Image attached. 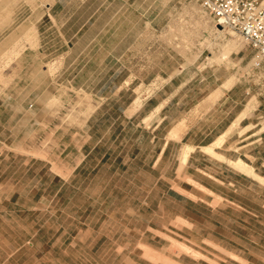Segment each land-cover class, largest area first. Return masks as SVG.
Masks as SVG:
<instances>
[{
	"label": "rangeland",
	"instance_id": "1",
	"mask_svg": "<svg viewBox=\"0 0 264 264\" xmlns=\"http://www.w3.org/2000/svg\"><path fill=\"white\" fill-rule=\"evenodd\" d=\"M148 1L129 30L143 44L123 46L125 59L109 76L110 45L99 41L110 39L96 37L91 23L76 32L75 14L63 37L47 13L53 0H0V264L206 258L172 224L160 235L151 229L172 211L161 219L158 190L142 188L153 175L143 168L152 133L137 125V112L159 86L150 103L174 96L167 110L178 117L207 89L237 83L264 114V62L255 67V50L216 26L197 0Z\"/></svg>",
	"mask_w": 264,
	"mask_h": 264
},
{
	"label": "crops",
	"instance_id": "2",
	"mask_svg": "<svg viewBox=\"0 0 264 264\" xmlns=\"http://www.w3.org/2000/svg\"><path fill=\"white\" fill-rule=\"evenodd\" d=\"M133 3L53 0L47 13L55 19L63 37L75 14L76 32L91 23V29L97 30L96 37H109L99 42L110 45L109 69L114 70L106 75L117 76L118 62L125 59L121 54L123 46L143 44L142 37L130 35L129 30L133 29L135 9L143 14L150 5L148 0H143L141 6ZM64 13L69 15L57 21ZM162 75L160 71L151 73L152 77ZM163 87L143 98L137 112H144L137 125L152 133L151 152L143 168L147 166L153 175L145 176L142 188L158 190L161 219L167 206L172 211L168 223L152 231L160 235L171 230L172 224L174 235L189 241L193 253L206 257L191 256L190 263L178 258L176 264H264V114L254 113L256 108L251 109L254 105L246 100L248 89L236 83L221 92H217L218 87L207 89L187 112L171 116L167 107L174 96L150 103ZM149 177H153L151 182L146 180ZM143 259L147 261L144 264H167L156 258Z\"/></svg>",
	"mask_w": 264,
	"mask_h": 264
},
{
	"label": "built area",
	"instance_id": "3",
	"mask_svg": "<svg viewBox=\"0 0 264 264\" xmlns=\"http://www.w3.org/2000/svg\"><path fill=\"white\" fill-rule=\"evenodd\" d=\"M216 26L237 33L256 52L254 66L264 62V0H197Z\"/></svg>",
	"mask_w": 264,
	"mask_h": 264
},
{
	"label": "bare ground",
	"instance_id": "4",
	"mask_svg": "<svg viewBox=\"0 0 264 264\" xmlns=\"http://www.w3.org/2000/svg\"><path fill=\"white\" fill-rule=\"evenodd\" d=\"M32 30V29H31ZM231 32H233L234 33V31H231ZM237 34V33H236ZM23 35V34H22ZM225 56V55H224ZM138 102H139V100H136V103L138 104ZM174 132V131H173ZM178 131H176V133H177ZM175 135H177V134H175ZM240 162V161H239ZM241 163V162H240Z\"/></svg>",
	"mask_w": 264,
	"mask_h": 264
},
{
	"label": "water",
	"instance_id": "5",
	"mask_svg": "<svg viewBox=\"0 0 264 264\" xmlns=\"http://www.w3.org/2000/svg\"><path fill=\"white\" fill-rule=\"evenodd\" d=\"M218 27H221L220 25H218Z\"/></svg>",
	"mask_w": 264,
	"mask_h": 264
}]
</instances>
